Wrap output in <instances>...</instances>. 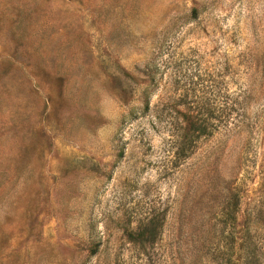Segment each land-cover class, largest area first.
Wrapping results in <instances>:
<instances>
[{"label":"rangeland","instance_id":"1","mask_svg":"<svg viewBox=\"0 0 264 264\" xmlns=\"http://www.w3.org/2000/svg\"><path fill=\"white\" fill-rule=\"evenodd\" d=\"M0 264H264V0H0Z\"/></svg>","mask_w":264,"mask_h":264},{"label":"trees","instance_id":"2","mask_svg":"<svg viewBox=\"0 0 264 264\" xmlns=\"http://www.w3.org/2000/svg\"><path fill=\"white\" fill-rule=\"evenodd\" d=\"M146 230V227H144L143 229H141L140 231L138 230L135 234H142L144 231ZM135 234H133L132 232H129L130 237H135Z\"/></svg>","mask_w":264,"mask_h":264}]
</instances>
